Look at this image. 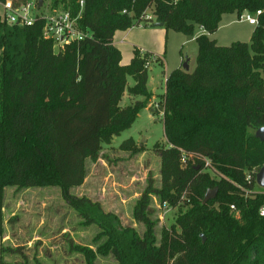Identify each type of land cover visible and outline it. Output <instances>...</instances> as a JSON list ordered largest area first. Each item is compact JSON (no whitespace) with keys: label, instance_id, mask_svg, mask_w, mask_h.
<instances>
[{"label":"trees","instance_id":"trees-1","mask_svg":"<svg viewBox=\"0 0 264 264\" xmlns=\"http://www.w3.org/2000/svg\"><path fill=\"white\" fill-rule=\"evenodd\" d=\"M11 1L17 6L30 0ZM152 6L154 17H146ZM63 7L80 13L79 26L92 36L58 52L43 36L44 20L10 26L0 17V237L8 187L55 185L86 223L99 225L97 251L112 254L118 264H264V192L254 191L264 166V141L255 136L264 127V0H84L83 9L80 0H66ZM258 10L250 42L222 46L211 38L224 14ZM155 18L176 32L193 35L199 25L204 33L196 38L194 70H173L165 81L167 144L156 146L161 186L149 173L133 211L145 226L139 236L71 189L84 183L87 161L98 160L103 145L131 127L149 104L147 57L154 54L135 48L124 65L113 42L118 30ZM126 90L131 99H144L121 106ZM121 147L136 150L133 138ZM216 187V198L204 204ZM154 195L173 207L188 200L160 238L152 219ZM69 247L84 255V264H96L93 248L72 239ZM8 251L22 259L0 264H46L30 260L21 248L2 247L1 254Z\"/></svg>","mask_w":264,"mask_h":264},{"label":"rangeland","instance_id":"rangeland-1","mask_svg":"<svg viewBox=\"0 0 264 264\" xmlns=\"http://www.w3.org/2000/svg\"><path fill=\"white\" fill-rule=\"evenodd\" d=\"M65 2L43 0L41 9L34 12L46 14L55 7L62 8ZM3 10L0 3V15ZM146 14V17H154L153 6L146 10ZM243 14L244 17L237 13L224 14L218 31L211 38L222 46L237 41L250 42L255 25L245 20L246 12ZM156 22L155 18L147 26L141 24L116 32L113 45L121 51L124 65L130 64L135 48L140 49L142 54L151 52L155 56L147 57L150 66L147 83L151 93L149 104L139 112L131 127L103 145L98 160L87 161L84 183L71 189L72 194L90 198L99 203L105 212L115 214L122 227L134 228L139 236L143 235L145 226L133 218V211L148 185L149 173L153 175L156 186H161V158L156 146L163 148L167 144L162 106L165 81L169 73L183 67L188 59H191L189 72L194 70L198 54L196 38L204 33L199 25L195 26L193 35H186L164 25L155 26ZM128 84H135L133 77L128 78ZM143 99L142 96L131 99L126 90L120 105H132L136 100ZM148 107L155 111H150ZM129 138L135 141V151L121 147ZM212 176H215L213 172ZM256 189L260 187L256 186ZM152 199L155 210L152 219L157 223L156 232L160 238L162 228H170L176 223L177 217L186 210L184 203L188 200L173 207L161 202L157 195ZM5 205V232L0 237V260L4 263L21 260L22 256L9 251L2 255V247L21 248L30 260L36 257L46 264H84V255L70 250L69 240L72 239L76 244L94 249L96 264H118L112 254L103 255L97 251L98 244H102V241L96 242V236L101 231L99 225L86 223L79 210L63 198L58 186L8 187Z\"/></svg>","mask_w":264,"mask_h":264},{"label":"built area","instance_id":"built-area-1","mask_svg":"<svg viewBox=\"0 0 264 264\" xmlns=\"http://www.w3.org/2000/svg\"><path fill=\"white\" fill-rule=\"evenodd\" d=\"M1 5L3 6L4 10L0 17L7 23V25L32 26L38 20H44L43 36L44 38L54 42V49L56 52L64 49L67 45H70L73 42H79L92 36L90 32L84 31L79 26L78 20L80 13L77 16H74L69 9L64 7H55L46 14H36L34 11L40 10L42 7H39L38 0H30L17 6L11 0H6L5 2L1 3ZM80 5L83 9L84 0H80ZM261 13V10H258L255 14L246 12L247 15L245 20L251 25H257L259 21L258 17ZM244 15L245 14L241 15V17H244ZM147 66L150 68L149 64H147ZM205 161L206 168L210 171V160L206 159ZM254 191L264 192V188H255ZM231 210L235 211L236 215H239L235 205H231ZM260 214L264 216V205L260 209Z\"/></svg>","mask_w":264,"mask_h":264},{"label":"water","instance_id":"water-1","mask_svg":"<svg viewBox=\"0 0 264 264\" xmlns=\"http://www.w3.org/2000/svg\"><path fill=\"white\" fill-rule=\"evenodd\" d=\"M43 4V0L39 1V7H41ZM163 22H156L155 26H163ZM183 70L189 72L190 65H189V59L184 62L183 64ZM256 138L260 139L261 141H264V127L259 128L255 133ZM256 183L261 188H264V166L260 168V170L256 174ZM218 193V188L210 189L204 198L203 203L206 204L209 200L215 199ZM203 241H205V237L203 236Z\"/></svg>","mask_w":264,"mask_h":264},{"label":"crops","instance_id":"crops-1","mask_svg":"<svg viewBox=\"0 0 264 264\" xmlns=\"http://www.w3.org/2000/svg\"><path fill=\"white\" fill-rule=\"evenodd\" d=\"M155 25V24H154ZM203 30V29H202ZM114 38H115V36H114ZM189 61H191V59H189ZM196 66V65H195ZM190 67H191V64H190ZM181 69H183V67H181ZM189 71H191L190 69H189ZM165 93V92H164ZM162 106H163V103H162ZM147 109H149L150 111H155L154 110V108H151V107H148ZM163 109H164V107H163ZM163 113H164V110H163Z\"/></svg>","mask_w":264,"mask_h":264}]
</instances>
